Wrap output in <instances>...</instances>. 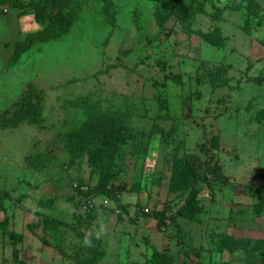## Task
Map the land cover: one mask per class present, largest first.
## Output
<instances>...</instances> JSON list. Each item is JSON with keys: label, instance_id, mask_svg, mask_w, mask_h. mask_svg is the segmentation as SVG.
Wrapping results in <instances>:
<instances>
[{"label": "rangeland", "instance_id": "374dc122", "mask_svg": "<svg viewBox=\"0 0 264 264\" xmlns=\"http://www.w3.org/2000/svg\"><path fill=\"white\" fill-rule=\"evenodd\" d=\"M183 3L192 33L172 2L73 0L68 32L11 62L12 41L39 25L0 4L16 19L0 30V264H150L154 251L169 264H242L224 239L264 243V0ZM214 28L219 45L195 32ZM37 93V122L1 121ZM82 97L124 112L103 186L85 153L64 148Z\"/></svg>", "mask_w": 264, "mask_h": 264}, {"label": "trees", "instance_id": "16d2710c", "mask_svg": "<svg viewBox=\"0 0 264 264\" xmlns=\"http://www.w3.org/2000/svg\"><path fill=\"white\" fill-rule=\"evenodd\" d=\"M72 1L32 0L28 2L26 0H0V4L13 7L18 16H22L25 13L31 14L35 23L39 25L37 30L27 32L12 44L13 52L10 62L18 59L23 52L36 43L47 42L64 36L71 28L73 13L68 9H62L69 7ZM86 1L77 0L80 5ZM164 1L178 4L176 16L181 29L187 33L194 32L192 23L196 10L191 6L185 5L183 0ZM195 32L200 33L211 44H221V32L218 28L207 32ZM262 44L264 45V38ZM41 100L40 93H37L34 99L31 96H26L11 111L3 115L1 121L5 123H14L21 120L28 123L37 122L40 118ZM71 104V106L82 109L84 119L78 127L63 133L64 148L70 155L71 160L85 153L91 172L98 173L96 185L103 186L114 168V157L120 152L122 147L121 136L124 128H126L124 112L112 108H102L99 101L91 100L87 97L71 101ZM175 167L178 172L190 169L189 165L181 162H175ZM111 197L119 196L114 191ZM106 198L109 199L110 197ZM114 201H112V204L115 205ZM29 228L32 229V225H29ZM10 235L13 238L12 256L15 260H19V249L16 244L21 241L22 234L11 231ZM223 246L242 264H264V243L259 240L232 237L224 239ZM169 262V257L159 251H154L150 258V264H169Z\"/></svg>", "mask_w": 264, "mask_h": 264}, {"label": "built area", "instance_id": "2783aa9c", "mask_svg": "<svg viewBox=\"0 0 264 264\" xmlns=\"http://www.w3.org/2000/svg\"><path fill=\"white\" fill-rule=\"evenodd\" d=\"M117 196H118V195H117ZM102 203H103L104 205H110V204L112 203V201H110L108 198H103V199H102ZM92 204H93V203L87 202V203H83V204L79 205V207H78L79 212H80L81 214H84V213H85L90 207L93 206ZM143 210H144L145 212H149V210H148L147 207H145Z\"/></svg>", "mask_w": 264, "mask_h": 264}, {"label": "crops", "instance_id": "0c3cea01", "mask_svg": "<svg viewBox=\"0 0 264 264\" xmlns=\"http://www.w3.org/2000/svg\"><path fill=\"white\" fill-rule=\"evenodd\" d=\"M14 17H15V18H19V17H20V16L17 15L16 10H15ZM31 18H32V20L34 21V19H33L32 16H31ZM15 20H16V19H13V17H7V18H2V17H0V30L4 28V27H3L4 24H6V23L8 24V23L13 22V21H15ZM20 38H21V37H19V38H15V39L12 41L11 46H12V44H13L15 41L19 40ZM2 42H3V41L0 39V44H1ZM4 43H7V42H4Z\"/></svg>", "mask_w": 264, "mask_h": 264}]
</instances>
